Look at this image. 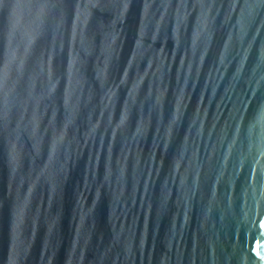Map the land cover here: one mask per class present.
I'll return each mask as SVG.
<instances>
[{
	"label": "water",
	"instance_id": "95a60500",
	"mask_svg": "<svg viewBox=\"0 0 264 264\" xmlns=\"http://www.w3.org/2000/svg\"><path fill=\"white\" fill-rule=\"evenodd\" d=\"M0 264H264V0H0Z\"/></svg>",
	"mask_w": 264,
	"mask_h": 264
}]
</instances>
